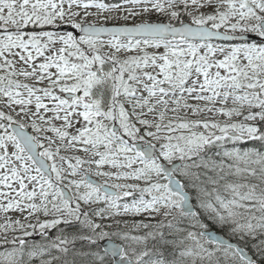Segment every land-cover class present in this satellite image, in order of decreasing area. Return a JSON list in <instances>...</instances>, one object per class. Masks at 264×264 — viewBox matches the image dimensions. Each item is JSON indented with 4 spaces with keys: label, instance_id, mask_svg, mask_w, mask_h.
Returning a JSON list of instances; mask_svg holds the SVG:
<instances>
[{
    "label": "snow or ice",
    "instance_id": "snow-or-ice-1",
    "mask_svg": "<svg viewBox=\"0 0 264 264\" xmlns=\"http://www.w3.org/2000/svg\"><path fill=\"white\" fill-rule=\"evenodd\" d=\"M0 264H264V0H0Z\"/></svg>",
    "mask_w": 264,
    "mask_h": 264
}]
</instances>
